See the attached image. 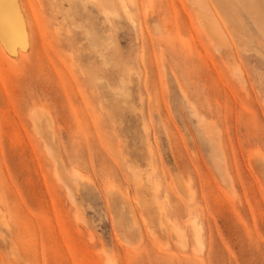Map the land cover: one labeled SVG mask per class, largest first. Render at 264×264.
<instances>
[{
	"label": "rangeland",
	"instance_id": "obj_1",
	"mask_svg": "<svg viewBox=\"0 0 264 264\" xmlns=\"http://www.w3.org/2000/svg\"><path fill=\"white\" fill-rule=\"evenodd\" d=\"M194 1L0 0V264H264V0Z\"/></svg>",
	"mask_w": 264,
	"mask_h": 264
},
{
	"label": "bare ground",
	"instance_id": "obj_2",
	"mask_svg": "<svg viewBox=\"0 0 264 264\" xmlns=\"http://www.w3.org/2000/svg\"><path fill=\"white\" fill-rule=\"evenodd\" d=\"M194 1V0H193ZM199 1V0H198ZM195 2V1H194ZM200 3H201V5L203 6V10L205 11V12H207L208 13V15H210V17L212 18V20L214 21L216 18H217V9H216V7L217 8H219V9H221L220 7H218L219 6V4L218 3H216V5L214 4V2H213V0L211 1V0H203L202 2L200 1ZM196 5H198V8H199V4H196ZM216 6V7H215ZM195 7H197V6H195ZM201 7V6H200ZM198 12H199V9H198ZM200 15V14H199ZM203 15V14H202ZM201 15V16H202ZM216 17V18H215ZM205 18V17H204ZM214 28H216V26L214 25ZM212 32H216V33H221V31L218 29V30H216V29H214V30H212Z\"/></svg>",
	"mask_w": 264,
	"mask_h": 264
}]
</instances>
